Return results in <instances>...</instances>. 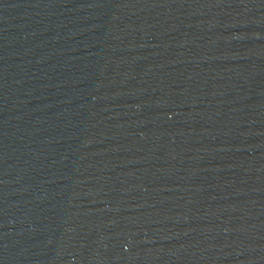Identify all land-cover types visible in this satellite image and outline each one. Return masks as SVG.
<instances>
[{"label":"water","instance_id":"95a60500","mask_svg":"<svg viewBox=\"0 0 264 264\" xmlns=\"http://www.w3.org/2000/svg\"><path fill=\"white\" fill-rule=\"evenodd\" d=\"M0 264H264V0H0Z\"/></svg>","mask_w":264,"mask_h":264}]
</instances>
